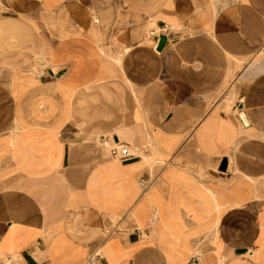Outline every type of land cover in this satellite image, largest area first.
Wrapping results in <instances>:
<instances>
[{
	"label": "crops",
	"instance_id": "1",
	"mask_svg": "<svg viewBox=\"0 0 264 264\" xmlns=\"http://www.w3.org/2000/svg\"><path fill=\"white\" fill-rule=\"evenodd\" d=\"M4 137L0 264H264V0H0Z\"/></svg>",
	"mask_w": 264,
	"mask_h": 264
},
{
	"label": "built area",
	"instance_id": "2",
	"mask_svg": "<svg viewBox=\"0 0 264 264\" xmlns=\"http://www.w3.org/2000/svg\"><path fill=\"white\" fill-rule=\"evenodd\" d=\"M111 154L113 156L126 157L129 155V148L125 145L114 146L111 148ZM149 183L150 182L148 180H145V179L140 180V184L142 185L143 188H146V186ZM201 258H202L201 254L197 253L191 258L189 264H198ZM86 264H96V256L92 255L91 257H89Z\"/></svg>",
	"mask_w": 264,
	"mask_h": 264
},
{
	"label": "rangeland",
	"instance_id": "3",
	"mask_svg": "<svg viewBox=\"0 0 264 264\" xmlns=\"http://www.w3.org/2000/svg\"><path fill=\"white\" fill-rule=\"evenodd\" d=\"M19 128H21L20 127V125H19ZM22 129V128H21ZM8 140H9V138L8 137H4V138H2L1 139V144H4V145H7L8 144ZM153 164H154V162H151L150 163V165L151 166H153ZM153 184L151 185V183H149V185H147L146 186V189H145V191H147V195H149L152 191H153ZM151 220H153V216H152V218H151ZM185 249V248H184ZM1 264H20V262H18L17 260H15V259H10V260H6V259H3V261H1Z\"/></svg>",
	"mask_w": 264,
	"mask_h": 264
},
{
	"label": "water",
	"instance_id": "4",
	"mask_svg": "<svg viewBox=\"0 0 264 264\" xmlns=\"http://www.w3.org/2000/svg\"><path fill=\"white\" fill-rule=\"evenodd\" d=\"M165 41H166V36L165 35H162L161 38H160V42H159V45H158V49H162Z\"/></svg>",
	"mask_w": 264,
	"mask_h": 264
},
{
	"label": "bare ground",
	"instance_id": "5",
	"mask_svg": "<svg viewBox=\"0 0 264 264\" xmlns=\"http://www.w3.org/2000/svg\"><path fill=\"white\" fill-rule=\"evenodd\" d=\"M240 126V125H239Z\"/></svg>",
	"mask_w": 264,
	"mask_h": 264
}]
</instances>
